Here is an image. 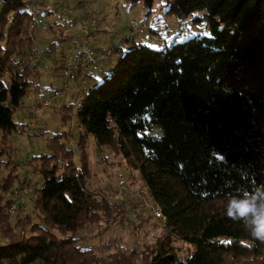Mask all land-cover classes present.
<instances>
[{
	"label": "trees",
	"instance_id": "16d2710c",
	"mask_svg": "<svg viewBox=\"0 0 264 264\" xmlns=\"http://www.w3.org/2000/svg\"><path fill=\"white\" fill-rule=\"evenodd\" d=\"M137 1L150 11L154 0ZM165 1L166 12L179 20L191 17L195 26L205 20L209 35L161 47L124 37L111 49L108 57L120 56L108 75L62 108V122L74 113L81 128L76 160L64 144L65 132L52 133L46 151L33 157L41 177L28 200L37 221L16 214L21 208L9 217L11 198L5 200L3 193L18 177L12 171L0 181L5 238L0 264H32L43 257L51 264H264V243L226 214L227 193L264 185V0ZM28 5L0 0L4 135L26 127L13 118L38 76L13 59L26 39L31 44L29 35L37 27V13ZM124 41L133 45L124 50ZM97 60L83 76L87 85L96 80L90 70ZM90 135L97 149L138 171L147 198L164 217H155L164 232L142 250L98 257L77 242L78 231L116 223L122 214L119 204L97 199L84 187ZM174 238L192 246L186 257L178 256Z\"/></svg>",
	"mask_w": 264,
	"mask_h": 264
},
{
	"label": "rangeland",
	"instance_id": "374dc122",
	"mask_svg": "<svg viewBox=\"0 0 264 264\" xmlns=\"http://www.w3.org/2000/svg\"><path fill=\"white\" fill-rule=\"evenodd\" d=\"M26 1H29L27 9L37 13L35 15L37 27L35 32L29 35L31 44L26 39L18 50L20 54H15L13 59L15 66L34 69L38 76L33 78V85L27 91V97H24L22 104L16 109L13 118L18 124H25L26 127L19 133L14 132L8 135L0 133V151L2 152L0 181L12 171L18 177L9 187V191L3 193L7 201L8 198L12 199L11 189L17 185L32 187L36 181L40 180L41 176L35 170L36 164L33 157L46 151L48 137L52 133H66L63 139L64 144L74 151L76 160L78 150L75 145L81 128L77 124L74 113L66 123L62 122L60 119L62 108L70 102L75 104L79 91L103 80L116 63L114 59L120 56V53L113 52L111 57L97 60V66L93 68L96 80L88 85L82 80L85 77L75 82H68L60 77L59 62L74 53L80 40L79 20L81 18L92 15L98 22V27L92 33L91 45L93 49L98 46L99 56L102 55V49L105 52L113 50L115 45L122 43L124 37H129L137 27L144 25L152 39L155 36L159 40L157 43L149 42L153 47H161L164 44L168 46L191 36L209 35L205 20L196 26L191 23V17L179 20L174 17L175 15L166 12L168 7L165 0H154L149 7L150 11L137 0L136 2L127 0ZM94 35L98 39L95 45H93ZM136 39L139 40L140 37L133 38L132 41ZM131 45L133 44L124 41L122 48L127 50ZM38 52L44 53L43 58L29 64V54ZM45 98L51 99L48 108L41 106L38 102ZM40 132L43 133L39 134ZM93 142L94 138L90 135L87 142L90 174L84 187L97 199L103 197L112 204H119L122 214L116 223L106 225L100 222L78 231L75 235L78 238L77 242L81 247L91 249L92 253L98 257H107L118 249L142 250L164 232L162 222L156 220L150 213V208H153L154 204L144 197H141L146 200L143 205L137 203L136 195L140 191H144L147 197L146 188L142 184L138 171L129 170L123 159L114 153L106 149L101 152ZM29 195L25 199V202L27 201L25 209L19 210L20 212L16 214L22 217L23 214L28 213L37 221L35 211L29 202ZM16 214H11L9 217L14 219ZM0 241L5 242V238L1 235ZM173 246L180 258L186 257L192 248L190 244L179 238H174ZM32 264L51 263L43 257Z\"/></svg>",
	"mask_w": 264,
	"mask_h": 264
},
{
	"label": "built area",
	"instance_id": "2783aa9c",
	"mask_svg": "<svg viewBox=\"0 0 264 264\" xmlns=\"http://www.w3.org/2000/svg\"><path fill=\"white\" fill-rule=\"evenodd\" d=\"M80 23V40L75 47V51L72 55L65 58L64 61L60 62V76L62 78H65L68 82H75L76 80L83 78L85 74L89 71V68L91 66V61L97 60V59H103L107 57L111 51L107 50L106 52H102V55L99 56V53L92 48L91 40L93 38L92 33L96 30L98 27V22L96 21V18L92 15H86L85 17L81 18L79 20ZM131 35L129 37L136 38L140 37L139 40L144 41H152L157 43L159 40L148 33V30L146 26L137 27V29L130 33ZM44 53L38 52V53H32L29 54V64L35 63L37 60L43 58ZM53 97V96H52ZM51 103V99L45 98L42 100L41 105L45 108L49 107V104ZM12 190V199L10 200V207H9V213L15 214L16 211L21 208L25 209V199H27L28 195L31 192L30 187L28 185H21L16 186ZM146 193L144 191H140L136 196L138 198L137 203L142 204L143 202H146L145 199H142L141 197L147 198ZM149 202L152 204L149 198H147ZM159 208L154 204L153 208H150L151 215L155 218H161L162 213L158 210ZM151 216V217H152ZM152 217V218H153ZM164 218V217H163Z\"/></svg>",
	"mask_w": 264,
	"mask_h": 264
},
{
	"label": "clouds",
	"instance_id": "9594fccd",
	"mask_svg": "<svg viewBox=\"0 0 264 264\" xmlns=\"http://www.w3.org/2000/svg\"><path fill=\"white\" fill-rule=\"evenodd\" d=\"M227 197V216L242 222L251 237L264 243V185L252 190L238 188L234 193H227Z\"/></svg>",
	"mask_w": 264,
	"mask_h": 264
},
{
	"label": "crops",
	"instance_id": "0c3cea01",
	"mask_svg": "<svg viewBox=\"0 0 264 264\" xmlns=\"http://www.w3.org/2000/svg\"><path fill=\"white\" fill-rule=\"evenodd\" d=\"M100 29V28H99ZM99 31V30H98ZM94 37H95V39L93 40V45H95V43H97L98 42V39H96V36L94 35ZM97 40V41H96ZM96 49H99L98 48V46H97V48ZM93 68H94V65L92 66V68H91V72H93Z\"/></svg>",
	"mask_w": 264,
	"mask_h": 264
}]
</instances>
